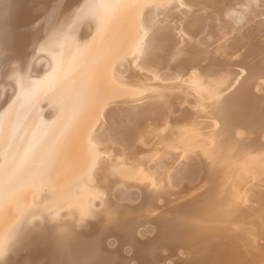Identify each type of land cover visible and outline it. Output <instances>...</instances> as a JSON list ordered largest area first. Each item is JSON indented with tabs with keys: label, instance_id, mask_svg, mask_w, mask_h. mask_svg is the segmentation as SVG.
Wrapping results in <instances>:
<instances>
[{
	"label": "bare ground",
	"instance_id": "1",
	"mask_svg": "<svg viewBox=\"0 0 264 264\" xmlns=\"http://www.w3.org/2000/svg\"><path fill=\"white\" fill-rule=\"evenodd\" d=\"M0 264H264V0H0Z\"/></svg>",
	"mask_w": 264,
	"mask_h": 264
}]
</instances>
